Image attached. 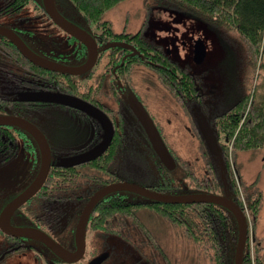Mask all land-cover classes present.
<instances>
[{"label": "flooded vegetation", "instance_id": "flooded-vegetation-1", "mask_svg": "<svg viewBox=\"0 0 264 264\" xmlns=\"http://www.w3.org/2000/svg\"><path fill=\"white\" fill-rule=\"evenodd\" d=\"M55 5L65 19L91 35L96 42L98 54L94 66L88 72L70 75L72 77L58 76L55 80L65 87L67 81H72L79 89V93L72 92L73 89H69L70 92L54 90L49 85L48 88L37 90L33 85H29L26 90H21V82L34 83V81L17 76L16 72L19 69L13 70L19 67L17 62L7 59L0 63V100L17 103L21 98L33 106L31 109H22L17 112L2 109L0 116L19 117L36 126L47 140L51 152V168L42 186L14 211L7 222L3 219L4 211L38 177L42 153L38 141L31 133L17 126L0 125V165L4 167L9 163L22 161L27 166L29 177L27 184L16 191L7 193L5 197H1L0 192V264H161L160 238L146 223V215L154 220L161 216L152 207L154 201L127 191L114 192L102 197L87 217L90 201L103 188L125 182L121 175L125 176L123 170L126 168L127 156L120 162L123 164L121 170L114 165L117 160L108 161L107 151L114 143L117 132L125 139L126 128L122 129V124L128 123L131 126L129 117H133L134 122L137 123L135 126L144 133V137L152 148L136 112L138 103L145 110L146 107L137 97L129 98L128 85L132 66L129 65L128 57L133 54L125 49L131 50L132 47L127 45V40L105 44L104 36L98 33L99 29L96 26L90 29L81 16L75 13L73 7L61 0H55ZM36 20L43 24L41 33L48 34L45 37L46 40H41L36 35L33 25ZM0 26L13 31L28 49L49 60L67 66H81L88 61L87 47L53 21L46 12L43 0H0ZM0 37H4L7 46L10 44L14 46V49L11 48L12 53L21 54L19 48L7 37L3 35ZM0 43H2L1 39ZM67 48L69 52L66 51ZM22 57L26 58L23 55ZM82 59H84L83 62L80 61ZM10 66L13 69H10ZM1 70H6L7 76L8 74L11 76H4ZM48 83L52 84L50 81ZM39 92L74 96L101 110L112 123L114 130L108 149L95 160L80 165H70L69 161L72 157L90 151L102 141L105 135L104 127L81 110L56 103L28 100ZM55 109L69 114L76 124L72 134L82 135L84 140L81 143L73 142L63 149L54 146L52 141L54 139H51L45 126L48 122L45 112ZM217 116L219 115H214V117ZM156 127L158 129V126ZM63 129L60 128V131ZM60 131L58 130V133H61ZM159 132L161 134L160 130ZM124 148L123 151L126 150ZM153 152L155 153L154 150ZM173 157L177 167L182 161L174 154ZM157 158L160 168L161 166L164 168L159 175L160 179L167 171L172 170H169L158 156ZM103 163L113 168L99 167L104 166ZM53 166H62L64 169L60 173H52ZM69 169L72 171H68ZM159 179L156 180L157 183ZM156 181L141 186L161 193L152 188ZM177 185L179 188L176 194L178 195L205 193L201 192L202 189L196 185L184 186L182 183ZM217 195H223V193ZM137 206H140L142 213H138ZM135 210L136 214L134 212L133 217ZM85 217L88 218L84 237L85 245L81 247L77 241V228ZM7 224L9 228L34 229L43 232L56 244L55 247L67 251L66 255L61 256L52 246L38 239L7 234L3 230V226L7 227Z\"/></svg>", "mask_w": 264, "mask_h": 264}, {"label": "rangeland", "instance_id": "rangeland-1", "mask_svg": "<svg viewBox=\"0 0 264 264\" xmlns=\"http://www.w3.org/2000/svg\"><path fill=\"white\" fill-rule=\"evenodd\" d=\"M79 16L83 19L82 15ZM104 19L117 33L140 32L151 44L160 47L174 61L197 76L201 89L199 100L182 103L163 85L154 68L141 64L134 67L129 75V98L137 97L146 107L171 154L181 159V164L167 171L176 184L193 186L197 176L206 177L205 173L213 176L214 168L218 169L216 171L221 174L224 184L230 185V177L234 179L249 224L244 255L248 256L250 264H257L259 254L264 264V148L233 151L232 143L225 141L223 133L218 136L211 123L212 118H216L214 115L233 109L242 98L251 101L257 92L260 69L252 63L254 61L248 55V47L236 30L210 25L187 12L159 5L156 0H121L105 13ZM33 25L38 38L44 40L48 34L41 33L43 24L36 20ZM198 39L204 42L206 48V57L201 64L195 63L193 59ZM66 51L70 50L67 48ZM45 113L48 121L45 126L51 139H54L55 147L63 149L73 142L79 141L76 143L79 144L84 140L82 135L72 134L76 124L69 114L58 109ZM128 119L131 126L122 124V129L126 128V150L118 154L116 166L122 170L123 164L120 162L127 156L126 168L123 170L125 176L121 175L123 180L149 185L159 179L164 168H160L157 156L144 133L135 126L137 123L133 117ZM205 126H209L214 138V151L203 141ZM60 128L64 129L60 131ZM222 144L230 148V167L224 166ZM109 168L113 166L105 165V169ZM193 171L194 174L191 173ZM28 182L27 166L22 161L4 167L0 165L1 197L22 188ZM254 200H259L255 207L250 205ZM134 212L136 214V210ZM159 217L154 220L146 215V223L160 238L161 264H215L207 250L208 246L194 240L184 227L175 225L169 218L163 215Z\"/></svg>", "mask_w": 264, "mask_h": 264}, {"label": "trees", "instance_id": "trees-1", "mask_svg": "<svg viewBox=\"0 0 264 264\" xmlns=\"http://www.w3.org/2000/svg\"><path fill=\"white\" fill-rule=\"evenodd\" d=\"M66 2L78 15H82L86 25L90 29L95 26L99 29L98 33L104 36L105 44L108 42L127 40L132 49H125L132 52L128 57L129 65L132 69L138 65H148L155 69L162 80L163 85L180 102L199 100L201 92L198 78L191 73L188 68L182 67L174 61L168 53L160 47L151 44L142 34L127 33L126 31L117 33L104 19L105 13L115 7L121 0H61ZM159 5L170 7L189 13L194 17L205 20L213 26H224L228 30H236L245 45L248 47V55L252 57V63L260 69L259 83L257 92L253 99L242 98L233 109L223 111L219 116L212 120V125L217 132L224 134V139L232 143L233 151H248L264 148V0H156ZM0 63L7 59L18 63L17 68L10 69L16 72L20 78L32 79L34 83L23 81L20 84L21 90H26L27 86L33 85L34 88L44 89L49 85L54 90H61L79 93V89L74 86L72 81H67L66 87L57 83L58 76L72 77L58 72L43 69L21 54L12 53L13 45L7 46L4 37H0ZM15 51V50H14ZM16 52V51H15ZM259 60V62H258ZM81 62L84 59L80 60ZM30 70V71H29ZM4 76H7L6 70H1ZM11 76L8 74L7 77ZM52 84H49L48 82ZM72 87V88H71ZM68 88V89H67ZM198 88V89H197ZM195 102V101H194ZM33 106L23 99L17 103H10L6 100H0V111L8 109L12 111H21L22 109H31ZM124 137L119 132L115 135L114 143L107 151V159L110 162L116 160L118 154L124 148ZM229 146L221 145L222 157H224V166L230 167L228 161ZM111 155V156H110ZM117 162V161H115ZM108 163V162H107ZM107 163H103L107 165ZM102 165V164H101ZM104 166H99L105 168ZM116 166V164H114ZM214 166V165H213ZM111 167V166H110ZM62 166H53L52 173H60ZM215 169V174L210 177L197 179L194 183L201 192L218 194L223 192L234 201L244 212L246 208L242 199L238 196V186L232 177L230 185L224 184ZM72 171V169L68 170ZM222 173V172H221ZM230 175V174H229ZM54 180L53 178H51ZM227 187L228 189H224ZM166 194H176L179 188L174 182V178L166 172L161 176L158 183L152 186ZM226 192V193H225ZM229 192V193H228ZM259 200L250 203L256 206ZM152 207L159 214L169 218L177 226L184 227L188 235L194 240L208 246L207 250L215 264H233L235 248L238 238V226L234 216L225 208L211 203H193V204H165L153 202ZM249 205V206H250ZM253 208H251L252 210ZM134 210V207H133ZM254 211V210H253ZM134 212V211H133ZM254 212V219H255ZM258 254L257 264H263ZM243 264H250L248 256L244 255Z\"/></svg>", "mask_w": 264, "mask_h": 264}, {"label": "water", "instance_id": "water-1", "mask_svg": "<svg viewBox=\"0 0 264 264\" xmlns=\"http://www.w3.org/2000/svg\"><path fill=\"white\" fill-rule=\"evenodd\" d=\"M43 2L45 5L46 12L53 19V21L56 22V24L59 25L69 35L73 36L87 47L89 52V58L84 65L67 66L49 60L43 56H40L39 54L28 49L24 45L23 41L7 27L0 26V35L7 37L11 42H13L19 48L23 56H25L31 63L43 69L62 73V74H68V75H81L88 72L96 62V58L98 54L96 42L91 37V35H89V33H87L84 29L71 23L59 13L55 5V0H43ZM205 57H206L205 44L201 39H198L195 42V46H194V58H193L194 62L197 64H201L205 60ZM28 100L34 102L56 103L81 110L87 113L95 120H97L104 127L105 135L102 141L90 151L72 157L69 161L70 165L75 166L95 160L97 159V157L101 156L110 146L114 135L112 123L101 110L94 108L85 101L70 95H64L59 93H44V92H39L34 97L29 98ZM136 112L138 118L141 120L146 130L149 141L156 155L169 170H174V168L176 167L175 158L173 157L168 147L166 146L159 130L155 126L150 115L147 113L145 108L140 103H138ZM0 125H12L25 129L26 131L31 133L38 141L42 153V164L38 177L36 178L34 183L16 201H14L3 213V219L7 220L8 222L9 217L14 213V211L19 206H21L28 198L33 196L40 189L43 182L47 178V175L51 168V152H50L49 144L45 139L44 135L36 126L29 123L28 121L14 116H0ZM203 139L208 145L210 150L214 151L216 149L214 138L211 134L209 126L204 127ZM122 191H127L132 194H137L139 196H142L148 200L157 203H165V204L211 203L227 209L234 216L238 226V238L235 248L234 264H243L244 251H245V246L249 231V224L243 209H241L234 201H232L227 196L211 194V193H197V194H187V195L166 194L162 192L159 193L153 191L147 187L138 184L121 182L103 188L90 201L87 207V217H88V213L92 210V208L97 204V202L102 197L114 192H122ZM87 217L83 218L80 226L77 228V241L81 247L85 245L84 237L86 231V223L88 219ZM3 230L10 235L38 239L52 246L55 249V251L61 256H65L67 253V251H65L64 249L55 247L54 245L56 244L52 242L49 239V237L41 231L34 229L9 228L8 224L7 227L3 226Z\"/></svg>", "mask_w": 264, "mask_h": 264}]
</instances>
